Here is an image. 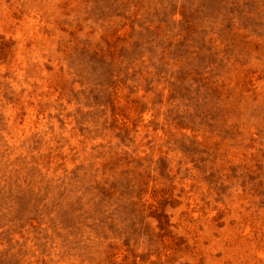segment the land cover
Returning a JSON list of instances; mask_svg holds the SVG:
<instances>
[{"label": "rangeland", "instance_id": "374dc122", "mask_svg": "<svg viewBox=\"0 0 264 264\" xmlns=\"http://www.w3.org/2000/svg\"><path fill=\"white\" fill-rule=\"evenodd\" d=\"M0 264H264V0H0Z\"/></svg>", "mask_w": 264, "mask_h": 264}]
</instances>
